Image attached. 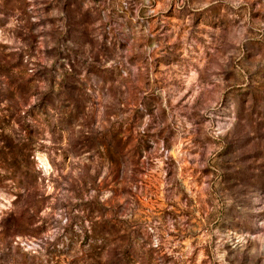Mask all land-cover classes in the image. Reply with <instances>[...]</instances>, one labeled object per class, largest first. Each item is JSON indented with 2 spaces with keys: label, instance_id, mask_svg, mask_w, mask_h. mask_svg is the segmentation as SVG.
Wrapping results in <instances>:
<instances>
[{
  "label": "rangeland",
  "instance_id": "rangeland-1",
  "mask_svg": "<svg viewBox=\"0 0 264 264\" xmlns=\"http://www.w3.org/2000/svg\"><path fill=\"white\" fill-rule=\"evenodd\" d=\"M0 264H264V0H0Z\"/></svg>",
  "mask_w": 264,
  "mask_h": 264
},
{
  "label": "trees",
  "instance_id": "trees-1",
  "mask_svg": "<svg viewBox=\"0 0 264 264\" xmlns=\"http://www.w3.org/2000/svg\"><path fill=\"white\" fill-rule=\"evenodd\" d=\"M125 258V257H124Z\"/></svg>",
  "mask_w": 264,
  "mask_h": 264
}]
</instances>
